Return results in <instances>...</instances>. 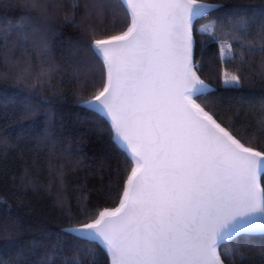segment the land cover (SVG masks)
I'll return each instance as SVG.
<instances>
[{"label": "snow or ice", "instance_id": "6c2138e0", "mask_svg": "<svg viewBox=\"0 0 264 264\" xmlns=\"http://www.w3.org/2000/svg\"><path fill=\"white\" fill-rule=\"evenodd\" d=\"M27 3L35 12L28 27L42 31L51 0ZM95 3L112 11L123 6L130 22L125 31L86 43L106 68V80L91 98L77 102L109 122L110 140L130 172L118 207L98 213L85 208L87 222L61 229L84 242L68 264H104L87 247L93 244L111 264H224L222 256L230 252L225 247L222 253V245L264 234V150L238 138L218 119V111L209 110L214 103L207 100L210 85L194 61V33L218 43L221 60L233 59L231 44L214 32L217 22L198 23L223 5L204 0ZM227 28L247 32L243 23L230 22ZM85 32L93 37L95 29ZM43 52L50 56L46 48ZM224 75L225 87L241 86V75ZM94 87L89 81L82 85L84 91ZM259 130L264 134V121Z\"/></svg>", "mask_w": 264, "mask_h": 264}, {"label": "trees", "instance_id": "16d2710c", "mask_svg": "<svg viewBox=\"0 0 264 264\" xmlns=\"http://www.w3.org/2000/svg\"><path fill=\"white\" fill-rule=\"evenodd\" d=\"M51 2L37 31L28 27L35 12L27 0H0V264H68L84 242L61 229L87 222L85 208L118 207L130 172L110 140L109 122L77 102L106 80V68L86 43L125 31L130 18L123 6L112 11L95 0ZM204 2L223 5L198 23L215 20L214 32L231 44L233 56L221 60L218 43L194 33L198 75L214 102L209 110L218 111L238 138L264 150V0ZM230 22L245 24L247 32L228 29ZM86 28L95 29L93 37ZM225 73L241 75V86L225 87ZM85 81L95 87L84 91ZM87 247L111 264L96 245ZM225 247L230 256H222L224 264H264V234L241 236L222 245V253Z\"/></svg>", "mask_w": 264, "mask_h": 264}, {"label": "rangeland", "instance_id": "374dc122", "mask_svg": "<svg viewBox=\"0 0 264 264\" xmlns=\"http://www.w3.org/2000/svg\"><path fill=\"white\" fill-rule=\"evenodd\" d=\"M224 81V80H223ZM224 84V83H223ZM111 259V258H110Z\"/></svg>", "mask_w": 264, "mask_h": 264}]
</instances>
